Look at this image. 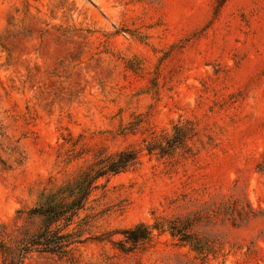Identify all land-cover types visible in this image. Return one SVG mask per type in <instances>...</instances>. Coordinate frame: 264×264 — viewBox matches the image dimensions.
<instances>
[{"label": "rangeland", "instance_id": "obj_1", "mask_svg": "<svg viewBox=\"0 0 264 264\" xmlns=\"http://www.w3.org/2000/svg\"><path fill=\"white\" fill-rule=\"evenodd\" d=\"M82 192L22 264H264V0H0V264Z\"/></svg>", "mask_w": 264, "mask_h": 264}, {"label": "trees", "instance_id": "obj_2", "mask_svg": "<svg viewBox=\"0 0 264 264\" xmlns=\"http://www.w3.org/2000/svg\"><path fill=\"white\" fill-rule=\"evenodd\" d=\"M125 161V160H124ZM113 165V164H112ZM113 167V166H112ZM111 169V168H110ZM85 193L82 192L69 205H54L45 203L32 210L33 215L40 218L41 227L38 232L32 234L21 244L20 253L9 262L4 264H22L24 255L32 250L49 254H62L70 244L74 242L68 232H62L59 224L68 226L70 218L74 216L77 209L81 207ZM175 228H173L174 230ZM172 230V231H173ZM150 230L145 225H138L132 229L122 232L124 240L135 243L150 236ZM175 235L174 232H171ZM181 240L185 242L187 235L180 233ZM4 251V248H2Z\"/></svg>", "mask_w": 264, "mask_h": 264}]
</instances>
